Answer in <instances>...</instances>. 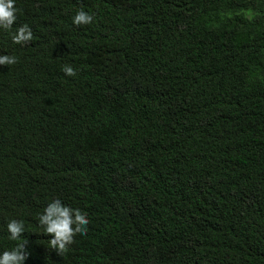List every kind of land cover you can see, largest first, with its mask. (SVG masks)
Instances as JSON below:
<instances>
[{"label": "trees", "instance_id": "obj_1", "mask_svg": "<svg viewBox=\"0 0 264 264\" xmlns=\"http://www.w3.org/2000/svg\"><path fill=\"white\" fill-rule=\"evenodd\" d=\"M15 2L0 253L15 219L24 264H264V0ZM56 199L89 220L63 253L37 220Z\"/></svg>", "mask_w": 264, "mask_h": 264}, {"label": "clouds", "instance_id": "obj_2", "mask_svg": "<svg viewBox=\"0 0 264 264\" xmlns=\"http://www.w3.org/2000/svg\"><path fill=\"white\" fill-rule=\"evenodd\" d=\"M19 9L15 0H0V29L10 31L17 20ZM94 16L78 10L72 18L74 26L90 25ZM12 42L17 45H25L33 39L30 27L27 24L21 25L11 36ZM18 62V58L12 55H0V66H10ZM61 71L68 77H75L77 70L71 64H64ZM39 225L44 229L50 248L56 253H63L68 246L74 242L77 234L85 235L89 220L87 214L79 209H73L62 204L56 199L47 204L42 213L38 214ZM8 239L20 241L8 251L0 253V264H24L29 253L26 251L27 240L21 239L25 232L24 222L12 219L7 224Z\"/></svg>", "mask_w": 264, "mask_h": 264}]
</instances>
